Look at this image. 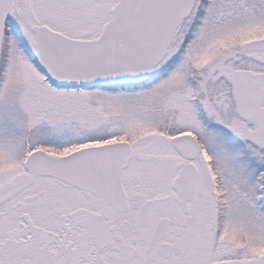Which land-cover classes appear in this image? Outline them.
I'll list each match as a JSON object with an SVG mask.
<instances>
[{
    "label": "snow or ice",
    "instance_id": "1",
    "mask_svg": "<svg viewBox=\"0 0 264 264\" xmlns=\"http://www.w3.org/2000/svg\"><path fill=\"white\" fill-rule=\"evenodd\" d=\"M0 264H264V0H0Z\"/></svg>",
    "mask_w": 264,
    "mask_h": 264
}]
</instances>
